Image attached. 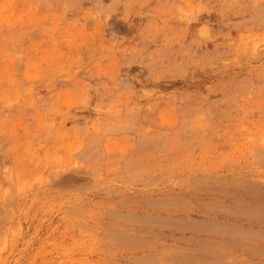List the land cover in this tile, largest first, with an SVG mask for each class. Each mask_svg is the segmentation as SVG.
<instances>
[{"label":"rangeland","instance_id":"rangeland-1","mask_svg":"<svg viewBox=\"0 0 264 264\" xmlns=\"http://www.w3.org/2000/svg\"><path fill=\"white\" fill-rule=\"evenodd\" d=\"M263 244L264 0H0V264Z\"/></svg>","mask_w":264,"mask_h":264},{"label":"bare ground","instance_id":"bare-ground-1","mask_svg":"<svg viewBox=\"0 0 264 264\" xmlns=\"http://www.w3.org/2000/svg\"><path fill=\"white\" fill-rule=\"evenodd\" d=\"M258 203V202H257ZM253 208V207H252ZM254 209V208H253ZM227 210V209H226ZM261 210V209H260ZM260 215V214H259ZM248 216H250V215H248ZM155 217V216H154ZM118 218V217H117ZM148 218V217H147ZM259 218V217H258ZM129 219V218H128ZM153 221V220H152ZM169 222V221H168ZM170 223V222H169ZM158 224V223H157ZM171 224V223H170ZM161 225V224H160ZM165 225V224H164ZM210 227V226H209ZM221 230V229H220ZM141 231V230H140ZM148 232V231H147ZM151 232V231H150ZM115 234V233H114ZM116 235V234H115ZM169 236V235H168ZM133 237V236H132ZM202 238V237H201ZM244 238V237H243ZM135 239V238H134ZM180 239V238H179ZM152 241V240H151ZM153 242V241H152ZM233 242V241H232ZM259 245H261V244H259ZM264 245V244H263ZM168 247V246H167ZM252 248V247H251ZM253 249V248H252ZM262 250H263V248H262ZM144 259V258H143ZM150 264V263H149ZM192 264V263H191Z\"/></svg>","mask_w":264,"mask_h":264}]
</instances>
